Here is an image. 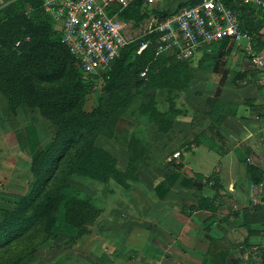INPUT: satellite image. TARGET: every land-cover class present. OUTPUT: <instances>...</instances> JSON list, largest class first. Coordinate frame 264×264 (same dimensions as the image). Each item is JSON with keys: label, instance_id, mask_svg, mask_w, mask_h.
I'll list each match as a JSON object with an SVG mask.
<instances>
[{"label": "rangeland", "instance_id": "1", "mask_svg": "<svg viewBox=\"0 0 264 264\" xmlns=\"http://www.w3.org/2000/svg\"><path fill=\"white\" fill-rule=\"evenodd\" d=\"M145 9L119 17L135 45L122 67L114 72L113 63L107 70L85 73L66 59L63 79L41 81L33 75L37 94L68 92L65 109L53 114L46 107L42 115L35 102L0 121V264H123L136 258L126 244L138 249L136 216L144 208L139 187L168 175L175 150L191 148L187 138L174 139L168 132L172 114L181 112L172 100L221 105L215 114L225 102L252 100V76L264 67L250 62L248 43H213L181 62L149 45L138 53L156 11ZM46 21L56 39L55 23L48 15ZM142 69L148 80L139 78ZM75 117L81 118L78 132L41 172L39 166L32 170V159L47 153L57 124ZM96 147L116 158L106 180L97 172L102 168L86 164Z\"/></svg>", "mask_w": 264, "mask_h": 264}, {"label": "crops", "instance_id": "2", "mask_svg": "<svg viewBox=\"0 0 264 264\" xmlns=\"http://www.w3.org/2000/svg\"><path fill=\"white\" fill-rule=\"evenodd\" d=\"M14 1L0 0V9ZM259 54L264 58V49ZM251 83L249 103L225 102L218 114L216 103L172 100L181 112L172 114L168 132L187 138L191 148L174 151L181 153L173 156L168 175L140 185L138 249L126 244L137 257L123 264H264V68ZM18 110L9 108L0 91V121ZM248 162L263 172L257 184L247 173ZM202 196H215L220 204L189 211Z\"/></svg>", "mask_w": 264, "mask_h": 264}, {"label": "trees", "instance_id": "3", "mask_svg": "<svg viewBox=\"0 0 264 264\" xmlns=\"http://www.w3.org/2000/svg\"><path fill=\"white\" fill-rule=\"evenodd\" d=\"M225 2L236 12L241 29L246 30L250 35L248 41L250 48L248 50L260 53L264 49V35L260 32L262 25H264V12L262 10H257L256 12L255 7L240 4L238 0H225ZM145 8L147 7L143 6L141 2H136L121 10L118 16L120 17L121 14L127 15L131 11H147ZM178 8L176 7L172 11ZM163 13L164 11L159 12L156 10L153 14L156 16ZM46 14L42 7V0H17L8 3L0 9V91L7 98L9 108L12 111H15L19 106L34 107L35 102H38L40 107L37 106L42 115H46V112H48L46 107L53 114L54 111L67 107L64 97V94L68 93L67 91L55 90L56 92H54V90H51L47 94L44 90H36L40 92L39 94L34 92V74H37L41 81L45 77L48 79H63L66 75V59L71 58L76 62V59L70 54L65 44L61 42L59 31L56 39L52 37L50 24L46 21L48 14ZM155 36L154 32H149V39H142L141 43L147 41V46H151L155 51ZM225 43L233 42H229L227 39H223L220 42V44ZM134 46V43L129 42L121 50L119 56L111 63H114L112 71L122 67L127 54ZM162 55L176 62L182 61L175 59L172 54L162 53ZM109 66L102 70L109 69ZM79 70L82 71L80 68ZM142 71L144 69L139 71V78L148 80L147 71L144 76H140ZM43 99L46 100L45 104H43ZM80 124V117L61 120L57 124V131L46 149L47 153L36 155L32 159V170H36L39 166L37 170L41 172L45 163L51 160L50 157L62 150L66 140L72 134L78 132ZM91 153L93 155H88L86 158L88 168H102L103 171L98 170L97 172L104 174V180H106V177L114 169L115 156L101 147H96ZM40 157L43 159H40ZM246 170L253 183L257 184L262 180L263 172L256 164L248 162ZM83 173H87V171H83ZM88 173L92 174L91 171ZM208 179L213 181L212 176L208 177ZM217 202L218 200L215 196L212 198L202 196L198 198L196 204L188 207V210L192 211L198 208L213 209L220 204Z\"/></svg>", "mask_w": 264, "mask_h": 264}, {"label": "built area", "instance_id": "4", "mask_svg": "<svg viewBox=\"0 0 264 264\" xmlns=\"http://www.w3.org/2000/svg\"><path fill=\"white\" fill-rule=\"evenodd\" d=\"M141 2L147 8L164 11L151 15L149 32L154 38L155 52L172 54L184 60L204 46L227 39L239 44L250 35L242 30L236 12L225 0H42V7L55 23L60 39L85 73L107 68L130 42L119 19V12ZM238 3L264 12V0H238ZM179 7L177 10L174 8ZM170 12V13H168ZM147 46L142 42L137 52ZM249 60L257 67L264 58L249 51ZM146 70L140 73L145 75ZM179 152L173 154L177 157Z\"/></svg>", "mask_w": 264, "mask_h": 264}, {"label": "water", "instance_id": "5", "mask_svg": "<svg viewBox=\"0 0 264 264\" xmlns=\"http://www.w3.org/2000/svg\"><path fill=\"white\" fill-rule=\"evenodd\" d=\"M191 3H200L202 0H189Z\"/></svg>", "mask_w": 264, "mask_h": 264}]
</instances>
